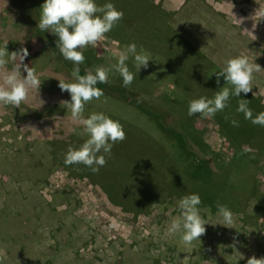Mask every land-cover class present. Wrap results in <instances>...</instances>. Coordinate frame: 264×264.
Wrapping results in <instances>:
<instances>
[{
	"label": "rangeland",
	"instance_id": "obj_1",
	"mask_svg": "<svg viewBox=\"0 0 264 264\" xmlns=\"http://www.w3.org/2000/svg\"><path fill=\"white\" fill-rule=\"evenodd\" d=\"M45 2L36 0L40 16ZM95 3L97 6L112 3L124 15L95 47L89 45L82 50L85 56L82 65L93 73L97 66L112 69L118 63L113 52L126 51V46L133 43L137 51L142 47L150 54L147 68L139 71L131 54L126 61L135 77L132 84L125 88L114 69L108 73V82L123 92L136 94L155 109L166 111L167 123L185 134L195 156L210 161L212 185L224 186L222 175L232 177L241 169V162L247 163L255 154L261 156L257 167L250 165L246 172L255 170L260 181L257 191L263 194L264 127L253 125L243 113L237 112L238 103L233 109L232 99L223 111L208 118L199 114L190 117L188 108L192 100L212 99L215 92L226 87L224 77L217 84L216 74L228 59L241 55L262 68L254 72L252 92L248 93L259 100L248 105L253 117L264 107V20L245 19L238 25L235 19L254 15L256 9L264 6V0H95ZM245 29L249 32H244ZM5 41L9 54L35 45L34 36L13 0H0V46ZM43 51L29 52L24 61L38 74L39 91H30L28 99L18 108L0 104V264H247L252 256L264 257V204L262 215L256 218L252 203L247 206L244 202L245 208H239L230 199L227 207L234 214V224L233 228H227L222 225L218 210L201 203L198 208L208 223L206 233L186 245L181 241V232H167L172 220L181 217L179 201L183 196H168L165 186L149 177L135 181L126 175L124 185L130 203L147 205V213L137 215L113 204L102 188L80 177L77 167L66 166L61 159L54 162L53 150L66 153L69 147L78 149L89 137L70 136L84 130L72 121L67 106H61L60 102H70L71 96L61 91L59 80L75 81L60 72L59 65ZM13 64L9 60L5 71L11 70ZM21 72L26 77L23 69ZM228 87L232 89L231 85ZM54 88L60 92L56 93ZM240 99L249 101L245 97ZM132 109L121 101L101 96L86 103L82 115L89 118L93 113H103L119 121L126 138L123 143H116L114 150L124 147L149 170L167 171L162 176L166 184L178 181L190 185L181 175L175 142L164 138L147 116ZM233 120L238 126L233 125ZM254 132L261 134L250 138ZM62 136L70 137L64 140L60 139ZM247 153L250 157L241 160ZM105 158V168L115 170L122 166L131 172L129 161L123 164L111 154ZM234 243L235 249L231 247Z\"/></svg>",
	"mask_w": 264,
	"mask_h": 264
},
{
	"label": "clouds",
	"instance_id": "obj_2",
	"mask_svg": "<svg viewBox=\"0 0 264 264\" xmlns=\"http://www.w3.org/2000/svg\"><path fill=\"white\" fill-rule=\"evenodd\" d=\"M123 15V12L117 10L112 3L97 6L95 0H46L41 7L38 29L41 31L50 30L57 36V49L65 60L71 61L74 65L71 75L75 82L59 80L61 91L68 92L71 96V101H61V106H67L72 121L83 126L84 133L89 137L78 149L68 148L64 160L66 166L83 164L93 173H98L99 169L107 163L105 155L98 154L103 152L110 156L113 145L123 142L126 138L123 126L119 121H115L103 113H93L89 118H83L84 106L104 94L96 85L108 83V73L112 69L120 74L123 86L128 88L135 78L126 64L129 54L134 57L135 66L139 71L141 68L148 67L150 54L145 52L142 47L137 51V46L133 43L126 46V51L113 52V56L118 57V63L112 65V69L97 66L94 73L88 70L85 75L80 74V65L85 61L82 50L89 45L95 47L105 37V34L110 32L123 18ZM257 17L264 20V6H260L255 10L254 15L248 18L238 19L235 16V19L236 23L241 25L245 19L256 21ZM255 27L256 22L253 23V30ZM244 32L249 31L245 29ZM7 45L8 42L5 41L4 45L0 46V81H2L0 82V104L18 108L28 99L30 91H39L41 81L35 69L24 63L29 55L28 49L21 48L9 54ZM9 60L14 64L11 70L5 71ZM21 69L27 73L26 77L22 75ZM261 70L262 68L258 64L250 62L247 56L241 55L228 59L226 66L216 74L217 84L220 83L219 78L224 77L227 86L215 92L212 99L201 97L192 100L189 104L188 115L191 117L199 114L203 118H208L214 116L218 111H223L228 106L230 95L240 97L241 93L247 95L252 92L253 74ZM228 85H231L232 89ZM238 104L237 112L243 113L245 119L250 120L253 125L264 127V112L254 118L252 110L248 107V100L240 99ZM232 123L234 126H238L235 120ZM200 204L201 199L198 194L184 196L179 201L181 217L173 219L167 229L169 234L181 232V241L186 245H190L194 240H200L199 238L206 233L205 225L208 223L200 215L198 208ZM216 207L217 215L222 217V225L233 228L234 214L232 211L219 202ZM231 247L235 249V243ZM236 253L244 258L239 252ZM247 264H264V257L258 259L252 256L247 260Z\"/></svg>",
	"mask_w": 264,
	"mask_h": 264
},
{
	"label": "trees",
	"instance_id": "obj_3",
	"mask_svg": "<svg viewBox=\"0 0 264 264\" xmlns=\"http://www.w3.org/2000/svg\"><path fill=\"white\" fill-rule=\"evenodd\" d=\"M13 1L17 6L18 10L20 11L27 27L30 29L34 36L35 45L30 46L28 48V52L34 53L37 52V50L39 51L40 49L44 50L43 52L47 54L49 60L55 61L59 65L60 72H63V74L68 79L74 80L71 75L74 67L73 63L63 58V56L60 54L59 50L56 47V41L48 31H41L40 29H38L40 14L38 11V4L36 3V0ZM54 66L57 65L55 64ZM87 71L88 69L81 64L80 74L85 75ZM96 87L100 88L103 91L104 94L102 96L110 97L114 100L121 101L126 107L133 108L132 111L147 116L148 119L155 124L156 129L163 135L164 138L175 142L174 149L176 150V152L178 151V154L176 155V160H179L180 164L182 165L181 175H183L184 182H190V185H188L187 183H184L182 185L178 181H170V183L166 184V179H164L165 177L162 176H166V174L168 173L167 171L165 173L161 171L157 173L155 170H149L147 166L144 167V165L138 162L139 157L137 155L127 153L124 147L119 148L118 151L114 150V147H112L111 155H115L116 157L121 159L123 161V164L129 161L131 167V170L129 169V171L131 172H128L127 169L121 168L122 166L116 168L115 170L105 168L104 166L99 169L98 173H93L90 168L86 167L83 164H73L74 167H77L80 170V177L87 178L91 182V184L97 185L102 188L113 204L121 207L126 212L135 213L137 215L139 213L146 214L147 205L141 202L138 204L130 203V199L128 196L129 191L124 185V183H126L127 181L126 175L134 177L135 181H140L139 178L143 179L144 176L145 178L149 177V179L164 185L165 189L168 192V196L170 197H184L186 196V194H198L201 199V203L210 208L211 210H218L216 209L217 202L227 206L230 199H232L239 208H241L244 202L247 203V206H250L249 203H252L255 207V213L257 214L256 218H259L262 215L261 208L262 204H264V193L262 194L261 192L257 191L260 181L257 179L258 177L255 173V170L246 172L250 165H254L255 167H257L261 156L255 154L256 156L249 158L250 155L248 154L250 152L247 154H243L241 156V160H244L246 158L249 159L247 160V163H245V161L244 163L241 162V169L236 172V175L232 176L236 179L231 180L232 177H230V175H222L221 179L222 181H224V186H222V184H218L217 186L212 185L210 183V179L212 178L211 176H213V173L210 166V161L198 159L195 156L194 152L191 150L188 144L185 134L180 132L174 126L167 123L166 117L168 116V113L166 111H160L158 109H155L153 106H150L144 101L140 100L139 96H137L136 94H129L126 91L123 92L122 89L116 88L109 82L98 83ZM53 90H55L56 93L60 92V90L56 88H54ZM247 96L248 94L245 95L244 93H241L240 95V97H245L246 99L248 98L250 105L251 103L254 104V102L256 104L259 103V100L255 99L253 96ZM240 97L230 95L229 100L232 99V101H230L232 108L233 106L237 105L240 100ZM258 105L261 107L260 104ZM261 108L262 109L259 113H261V111H264V107ZM240 124L243 125L244 121H241ZM128 133L129 132L127 130V134ZM242 133L244 134V130L242 131ZM83 134L84 136L88 137V135L82 130L81 132L72 133L70 136L78 137ZM245 134L247 133L245 132ZM259 134H261V132H254L250 136V138L255 137L254 135ZM70 136H62V138L60 139L65 138L64 140H66ZM118 143L119 142H117V144ZM66 153H57V150H53V161L56 162L60 159L65 160ZM100 154L109 156L104 154L103 152H101ZM171 171L172 170H170V172ZM109 176H111V178H108ZM161 177L163 178V181L160 183ZM217 178L219 179L220 175H218ZM153 184L154 183H152L151 185ZM151 188L153 187H149L150 190H153ZM179 193H182V195H180ZM214 197L217 199L216 203H214ZM242 211L244 212V210Z\"/></svg>",
	"mask_w": 264,
	"mask_h": 264
}]
</instances>
